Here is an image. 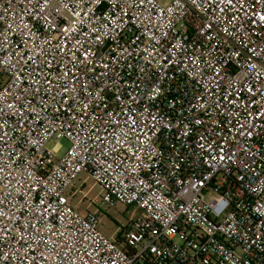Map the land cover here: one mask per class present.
Wrapping results in <instances>:
<instances>
[{
    "label": "built area",
    "instance_id": "1",
    "mask_svg": "<svg viewBox=\"0 0 264 264\" xmlns=\"http://www.w3.org/2000/svg\"><path fill=\"white\" fill-rule=\"evenodd\" d=\"M0 264H264V0H0Z\"/></svg>",
    "mask_w": 264,
    "mask_h": 264
},
{
    "label": "rangeland",
    "instance_id": "2",
    "mask_svg": "<svg viewBox=\"0 0 264 264\" xmlns=\"http://www.w3.org/2000/svg\"><path fill=\"white\" fill-rule=\"evenodd\" d=\"M169 0H160L162 4H166ZM57 143L61 144V151L57 154L60 156L69 146L66 138H51L46 143L47 148H51ZM74 186L81 187V193H75L72 198V204L80 212L86 210L98 213L99 220L97 228L106 236H110L114 231L124 227L131 217L140 215L141 211L135 206H124L117 204L114 207H108L100 198V188L95 185L86 172L82 171L74 181Z\"/></svg>",
    "mask_w": 264,
    "mask_h": 264
}]
</instances>
